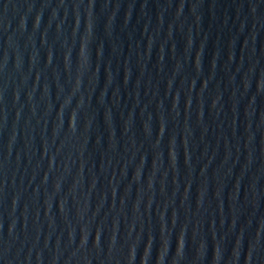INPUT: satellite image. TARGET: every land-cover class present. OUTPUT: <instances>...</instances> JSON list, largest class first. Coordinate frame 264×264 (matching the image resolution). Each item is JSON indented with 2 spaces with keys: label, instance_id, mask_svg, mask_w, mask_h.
<instances>
[{
  "label": "water",
  "instance_id": "95a60500",
  "mask_svg": "<svg viewBox=\"0 0 264 264\" xmlns=\"http://www.w3.org/2000/svg\"><path fill=\"white\" fill-rule=\"evenodd\" d=\"M0 264H264V0H0Z\"/></svg>",
  "mask_w": 264,
  "mask_h": 264
}]
</instances>
